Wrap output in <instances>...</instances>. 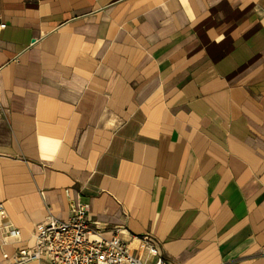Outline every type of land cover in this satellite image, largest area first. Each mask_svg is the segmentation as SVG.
I'll use <instances>...</instances> for the list:
<instances>
[{
  "label": "crops",
  "instance_id": "obj_1",
  "mask_svg": "<svg viewBox=\"0 0 264 264\" xmlns=\"http://www.w3.org/2000/svg\"><path fill=\"white\" fill-rule=\"evenodd\" d=\"M3 255L89 205L144 264H264V0H0Z\"/></svg>",
  "mask_w": 264,
  "mask_h": 264
},
{
  "label": "built area",
  "instance_id": "obj_2",
  "mask_svg": "<svg viewBox=\"0 0 264 264\" xmlns=\"http://www.w3.org/2000/svg\"><path fill=\"white\" fill-rule=\"evenodd\" d=\"M5 25H0V30ZM0 221L3 234L17 242L20 231L7 222L3 204H0ZM139 251L156 257L155 264H166L159 256L149 236L140 239ZM264 253V251H263ZM11 264H144L132 255L126 243L115 233L105 238L89 220V205L76 204L67 220L48 216L36 228L34 245L18 249L12 256L3 255Z\"/></svg>",
  "mask_w": 264,
  "mask_h": 264
}]
</instances>
